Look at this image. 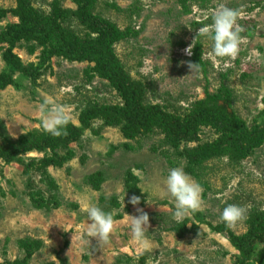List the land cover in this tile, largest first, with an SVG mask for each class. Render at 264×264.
<instances>
[{
    "label": "rangeland",
    "instance_id": "374dc122",
    "mask_svg": "<svg viewBox=\"0 0 264 264\" xmlns=\"http://www.w3.org/2000/svg\"><path fill=\"white\" fill-rule=\"evenodd\" d=\"M55 1L33 4L49 13ZM59 2L61 10L69 11L61 18L64 28L85 38L87 28L73 14L79 0ZM221 4L239 12L237 24L243 31L235 59L215 57L212 42L198 36ZM15 7L14 0H0V8ZM94 13L139 32L114 49L129 75L143 83L145 104L184 115L206 91L225 86L232 92L228 112L257 138L245 151L231 144L189 171L187 158L179 153L218 138L214 127L203 126L187 142L161 131L130 139L121 126L98 118L83 139L60 150L63 164L50 165L47 174L31 168V160L53 157L51 149L27 152L24 162L0 159V264H243L239 249L218 228L228 204L245 209L232 228L237 235L248 233L264 217V0H97ZM21 25L12 12L0 19L1 37L11 30L0 39V143L4 134L17 140L42 131L40 108L46 100L64 106L76 126L88 105L121 103L97 58H74L40 41H27L16 32L26 30ZM197 42L208 66L206 72L198 66L191 73ZM176 167L202 187V210L179 223L172 218L175 201L164 184ZM128 170L137 178V194L127 189ZM134 195L141 198L138 205L129 203ZM42 198L51 200L49 207L35 205ZM85 204L113 216L114 231L103 247L88 234L90 221L81 211ZM138 208L149 214L147 250L131 242V216L140 214ZM262 248L264 243L256 250Z\"/></svg>",
    "mask_w": 264,
    "mask_h": 264
},
{
    "label": "trees",
    "instance_id": "16d2710c",
    "mask_svg": "<svg viewBox=\"0 0 264 264\" xmlns=\"http://www.w3.org/2000/svg\"><path fill=\"white\" fill-rule=\"evenodd\" d=\"M14 1L16 2L14 9L0 8V19L12 12L20 19L21 26L26 28L24 31L17 29L16 32L27 41L33 39L40 41L49 45L53 50L56 47L59 51L54 50L55 52L74 58H97L101 68L109 74V79L121 97V103L88 105L80 113V125L69 123L67 135L60 137H54L43 130L31 132L17 140L4 134L0 143L1 160L9 163L22 162V155L27 152H43L51 149L55 152L53 157L46 156L40 160H31V168L47 174L50 165L63 164L65 156L60 154V150L62 153L72 140L78 141L83 136L85 129L89 128L92 121L98 118H102L107 125L121 126L123 134L130 139H138L161 131L165 132L169 139L187 142L197 137L203 126L214 127L216 131L220 132L218 138L179 153L187 158L189 171L193 169L192 166L203 164L223 154L224 148L231 144L236 145L241 151H245L249 144L256 140L257 136L253 135L257 133L246 132L243 122L234 113L228 112L227 107L232 103V92L225 86H221L214 93L206 91L205 98L196 101L189 112L184 115L161 110L159 105L145 104L142 100L144 97L143 83L134 80L129 75L114 49L115 44L135 37L139 32L132 29L123 30L114 22L96 15L94 5L97 0H79L80 8L73 13L87 28L83 39L62 25L61 18L69 11L61 10L59 0L55 1L49 13L35 7L33 0ZM10 31L6 30L4 37L8 38ZM1 36L0 39L4 38ZM193 51L191 63H198L200 69L206 72L208 62L202 59L203 51L199 42L196 43ZM127 147H131V145ZM136 179L134 173L128 170L126 186L130 194L138 193ZM45 200L42 198L34 200V202L38 208L49 207L51 200L46 202ZM53 206H58L57 201H53ZM218 230L227 232L231 242L239 249L243 257V264H264V248L260 251L256 250L259 244L264 243V217L243 235H237L224 223Z\"/></svg>",
    "mask_w": 264,
    "mask_h": 264
},
{
    "label": "clouds",
    "instance_id": "9594fccd",
    "mask_svg": "<svg viewBox=\"0 0 264 264\" xmlns=\"http://www.w3.org/2000/svg\"><path fill=\"white\" fill-rule=\"evenodd\" d=\"M238 17V10L221 4L212 14V24L199 28L198 36L206 37L212 42V52L215 57L235 59L238 56L243 31V28L237 24ZM185 52L191 55L192 47L185 49ZM189 68L191 73L199 71L198 63H190ZM40 112L39 119L44 132L54 137L67 135V126L72 118L64 106L46 100L41 105ZM164 184L167 194L175 201V211L172 214L175 222L183 221L190 212L202 210V187L193 181L182 168H172L168 172ZM140 200V197L134 195L129 203L138 205ZM81 211L87 213L90 221L88 234L95 237L101 247L108 244L115 227L113 216L93 204H85ZM137 211L140 213L139 215L131 216V242L134 245H143L144 249L147 250L146 229L149 226V214L143 209L138 208ZM244 215V208L239 205L228 204L221 211L219 218L226 227L232 229L238 221L244 218Z\"/></svg>",
    "mask_w": 264,
    "mask_h": 264
}]
</instances>
